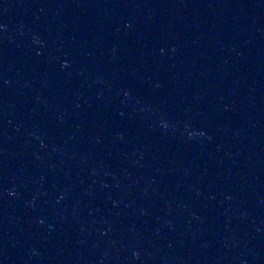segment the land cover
Segmentation results:
<instances>
[{
	"label": "water",
	"instance_id": "water-1",
	"mask_svg": "<svg viewBox=\"0 0 264 264\" xmlns=\"http://www.w3.org/2000/svg\"><path fill=\"white\" fill-rule=\"evenodd\" d=\"M0 264H264V0H0Z\"/></svg>",
	"mask_w": 264,
	"mask_h": 264
}]
</instances>
